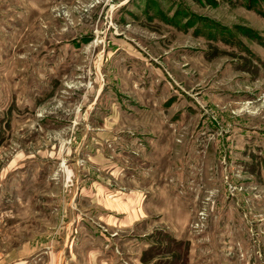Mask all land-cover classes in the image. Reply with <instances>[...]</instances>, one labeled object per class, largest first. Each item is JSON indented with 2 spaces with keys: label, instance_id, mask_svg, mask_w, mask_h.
Masks as SVG:
<instances>
[{
  "label": "rangeland",
  "instance_id": "rangeland-1",
  "mask_svg": "<svg viewBox=\"0 0 264 264\" xmlns=\"http://www.w3.org/2000/svg\"><path fill=\"white\" fill-rule=\"evenodd\" d=\"M0 264H264V0H0Z\"/></svg>",
  "mask_w": 264,
  "mask_h": 264
}]
</instances>
